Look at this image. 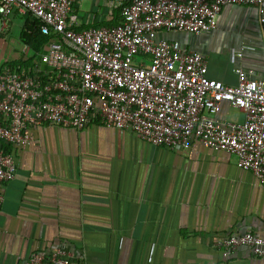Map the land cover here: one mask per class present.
<instances>
[{"label": "crops", "instance_id": "1", "mask_svg": "<svg viewBox=\"0 0 264 264\" xmlns=\"http://www.w3.org/2000/svg\"><path fill=\"white\" fill-rule=\"evenodd\" d=\"M129 2L85 0L80 25L115 26L119 5ZM27 16L12 10L0 39L17 19L23 31ZM166 38L203 54L208 76L226 85L238 84L237 68L264 77V24L255 8L228 6L216 30ZM11 49L1 43L0 70L23 61ZM215 118L242 122L245 115L224 103ZM33 135L14 151L17 177L3 191L0 264L60 248L87 264H264L248 248L228 260L216 248L230 236L264 237V187L235 155L198 142L171 150L97 123Z\"/></svg>", "mask_w": 264, "mask_h": 264}, {"label": "built area", "instance_id": "2", "mask_svg": "<svg viewBox=\"0 0 264 264\" xmlns=\"http://www.w3.org/2000/svg\"><path fill=\"white\" fill-rule=\"evenodd\" d=\"M84 2L0 0L3 27L16 9L50 37L40 57L24 45L23 61L0 70V208L18 173L14 151L34 142L33 131H83L93 123L171 150L198 142L233 154L264 187V77L237 68L238 84L226 85L208 76L203 54L166 38L216 30L232 5L255 8L264 24V0H130L119 5L116 26L87 28L77 14ZM224 103L243 112L244 121L217 120ZM216 248L225 260L242 248L264 259V237L252 233L224 238ZM22 264L87 263L60 248Z\"/></svg>", "mask_w": 264, "mask_h": 264}, {"label": "trees", "instance_id": "3", "mask_svg": "<svg viewBox=\"0 0 264 264\" xmlns=\"http://www.w3.org/2000/svg\"><path fill=\"white\" fill-rule=\"evenodd\" d=\"M120 22L121 21H119V23ZM49 39V36L42 33L40 22L31 15L27 16L26 25L21 34V41L33 51L35 57H40V55H42L44 47ZM8 151H10V148H8Z\"/></svg>", "mask_w": 264, "mask_h": 264}, {"label": "rangeland", "instance_id": "4", "mask_svg": "<svg viewBox=\"0 0 264 264\" xmlns=\"http://www.w3.org/2000/svg\"><path fill=\"white\" fill-rule=\"evenodd\" d=\"M23 24L24 23L21 19H17L12 23V25H10L9 29L5 31V37H2V39H0V48L1 43H4L8 47V49L12 47V52L16 51V54L22 56L21 52L23 51L24 43L20 40V34L23 29ZM2 28V22L0 20V31Z\"/></svg>", "mask_w": 264, "mask_h": 264}]
</instances>
